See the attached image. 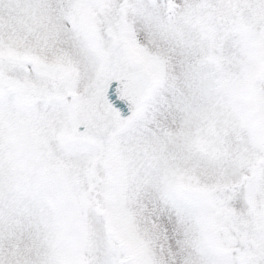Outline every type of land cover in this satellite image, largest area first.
Wrapping results in <instances>:
<instances>
[{
  "label": "snow or ice",
  "instance_id": "snow-or-ice-1",
  "mask_svg": "<svg viewBox=\"0 0 264 264\" xmlns=\"http://www.w3.org/2000/svg\"><path fill=\"white\" fill-rule=\"evenodd\" d=\"M0 264H264V0H0Z\"/></svg>",
  "mask_w": 264,
  "mask_h": 264
}]
</instances>
